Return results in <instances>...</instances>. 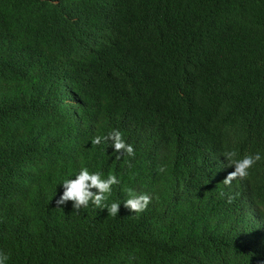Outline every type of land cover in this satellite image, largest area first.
<instances>
[{"label":"trees","instance_id":"trees-1","mask_svg":"<svg viewBox=\"0 0 264 264\" xmlns=\"http://www.w3.org/2000/svg\"><path fill=\"white\" fill-rule=\"evenodd\" d=\"M0 252L7 264H257L264 257V0H5ZM74 32L73 50L57 41ZM113 129L134 155L110 142ZM232 159L259 152L246 177ZM81 167L108 203H56ZM163 168V171L160 169Z\"/></svg>","mask_w":264,"mask_h":264},{"label":"clouds","instance_id":"clouds-1","mask_svg":"<svg viewBox=\"0 0 264 264\" xmlns=\"http://www.w3.org/2000/svg\"><path fill=\"white\" fill-rule=\"evenodd\" d=\"M0 5L5 7L6 1L0 0ZM75 36L74 32H69L64 35L57 43L71 53L74 46L72 39ZM102 142H110L111 147L119 152L123 149L129 156L134 155V147L123 139V134L118 129H113L107 135L96 136L92 143L101 144ZM234 153L228 152L225 158L229 161V166L232 171L227 175L225 183H231L234 177H246L249 174V169L261 159L259 152L244 155L240 159H232ZM163 171V168L160 169ZM120 183L115 174H108L105 176L100 171H90L88 167H81L80 170L71 177L65 178L62 181L63 191L56 199V203L64 205L67 201H73V207L80 209L82 206L87 207L89 203L107 208L111 214L115 215L120 210L121 202L130 211L142 212L149 205L152 195L148 192H137L132 188H127V198L123 201H114L108 203L109 197L113 191L112 186ZM9 256L7 253L0 252V264H7ZM257 264H264V257L258 259Z\"/></svg>","mask_w":264,"mask_h":264}]
</instances>
